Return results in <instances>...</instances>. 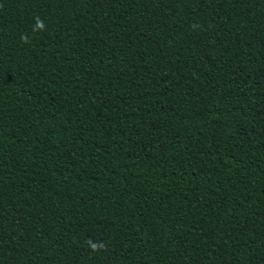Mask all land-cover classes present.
<instances>
[{
  "label": "trees",
  "instance_id": "trees-1",
  "mask_svg": "<svg viewBox=\"0 0 264 264\" xmlns=\"http://www.w3.org/2000/svg\"><path fill=\"white\" fill-rule=\"evenodd\" d=\"M0 264H264V0H0Z\"/></svg>",
  "mask_w": 264,
  "mask_h": 264
},
{
  "label": "clouds",
  "instance_id": "clouds-1",
  "mask_svg": "<svg viewBox=\"0 0 264 264\" xmlns=\"http://www.w3.org/2000/svg\"><path fill=\"white\" fill-rule=\"evenodd\" d=\"M90 247L92 249V251H97L98 250V245L95 243H90Z\"/></svg>",
  "mask_w": 264,
  "mask_h": 264
}]
</instances>
